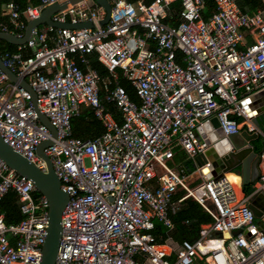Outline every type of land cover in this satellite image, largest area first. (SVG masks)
Returning a JSON list of instances; mask_svg holds the SVG:
<instances>
[{
    "label": "built area",
    "instance_id": "2783aa9c",
    "mask_svg": "<svg viewBox=\"0 0 264 264\" xmlns=\"http://www.w3.org/2000/svg\"><path fill=\"white\" fill-rule=\"evenodd\" d=\"M13 1L4 7L9 25L0 22V33L22 38L21 15L30 21L66 0H40L22 13ZM107 1L105 25L95 0L68 4L51 20L91 28L41 26L1 57L34 91L39 112L56 132L52 138L29 93L0 71L1 138L43 172L36 149L51 140L44 153L68 196L54 264H264V232L248 208L250 195L264 191V171L245 195L226 177L203 175L208 163H194L210 148L197 129L213 117L226 136L246 130L264 138L244 105L264 90V11L250 15L238 7L240 0H213L215 12L204 18V0ZM91 54L106 76L91 69ZM105 105L117 109L120 123ZM83 108L103 127L94 140L72 135L71 120ZM179 150L194 163L198 183L191 185L182 167L171 166ZM9 193L22 219L6 224L0 214V264H39L48 202L0 160V202ZM184 201L209 218L196 241L155 235V221L167 232L174 229Z\"/></svg>",
    "mask_w": 264,
    "mask_h": 264
},
{
    "label": "water",
    "instance_id": "95a60500",
    "mask_svg": "<svg viewBox=\"0 0 264 264\" xmlns=\"http://www.w3.org/2000/svg\"><path fill=\"white\" fill-rule=\"evenodd\" d=\"M15 1V0H14ZM83 0H66L59 4H53L44 8L40 15L27 22L22 38H16L12 34L0 33V40H3L11 45L22 46L31 37L32 32L41 27L48 26L56 29L79 30L83 28H91L90 23H81L77 25L67 23H57L51 20V17L64 10L66 6L74 5ZM106 13L105 18L101 21V25H105L109 20L111 6L107 0H95ZM0 71L6 75L11 83L19 85L30 95L32 107L39 121L49 130L52 138H56L55 129L51 126L48 119L42 115L36 102V94L29 85L21 79H18L1 61ZM253 102L257 114L252 119V124L261 129L259 118L264 116V91L253 95L250 98ZM198 133L206 138L209 150L204 154L196 157L194 163L198 167H202L207 163L211 165V175L213 180L222 178L225 174L235 173L240 175L241 187L249 186L255 183L259 176V162L261 155L264 153V141L261 142L260 151H255L253 142L258 139L257 134H249L246 131L232 135H224L220 129V125L215 117L209 122L204 123L202 127L197 129ZM52 145L51 140L42 141L37 149L36 154L46 164V171L39 170L34 164L16 153L9 147L0 136V160L16 174L30 180L39 194L43 195L48 202V227L47 234L42 246L41 260L39 264H54L58 252L59 240L61 237V214L68 202V196L60 189V182L55 175L49 158L45 155L44 150ZM210 168V167H209ZM263 195L252 194L248 200V208L252 212L257 221L258 231L264 229V207L259 202ZM250 233L246 234V237Z\"/></svg>",
    "mask_w": 264,
    "mask_h": 264
},
{
    "label": "trees",
    "instance_id": "16d2710c",
    "mask_svg": "<svg viewBox=\"0 0 264 264\" xmlns=\"http://www.w3.org/2000/svg\"><path fill=\"white\" fill-rule=\"evenodd\" d=\"M40 0H17L14 2V4L17 7V11L19 13H22L25 8L28 5H35L39 2ZM135 1V0H131ZM152 0H146L147 3H149ZM258 0H245L243 2V5L248 4L250 6H255L257 4ZM8 0H0V6L2 3H6ZM205 2V13L203 15L204 18H208L213 12H214V3L213 0H204ZM242 6V5H240ZM175 10H179L180 7L178 5L174 6ZM1 11H0V21H5L4 23H7L5 20V17L1 16ZM26 24V21H25ZM17 46L11 45L3 40H0V56L5 53H13L17 51ZM31 51L26 50L25 51V56H30ZM88 60L90 62V66L92 69L96 70L101 76L106 75V70L104 67L96 60V56L94 54H91L88 56ZM120 84L121 86L125 89V91L129 94V96L136 101V98L134 96V91L129 85V83L120 78ZM115 109V112L118 113L116 108L112 105H110ZM119 114V113H118ZM117 119V118H116ZM240 120V119H239ZM238 120V121H239ZM71 125H72V132L73 136L75 138H79L81 140H94L98 136H100L103 133V128L100 125V123L93 117L92 113L88 110L81 112L78 117L74 118L71 120ZM259 125H260V130L264 134V116L259 118ZM261 142H262V137L258 138L253 142L255 151H260L261 147ZM186 163L185 165L187 166ZM243 191L245 192L246 195H249L252 192V189L250 186H246L243 188ZM188 203H191L190 206H192V210H189L188 206L186 209H181L177 216L173 218L175 227L174 230L170 231L169 234L171 235V238H173L176 242L178 243H193L196 241L198 238V231L200 228V222L202 223H207L209 221L208 216L203 212V210L198 207L195 203L188 201ZM196 208L200 209L202 213V218L200 219L195 211ZM0 214L4 216V220L6 224H15L18 223L22 219V215L19 212L18 209V204H17V199L16 196L13 193L7 194L2 201L0 202ZM196 214V215H194ZM183 221H187L188 224H183ZM155 224V229H154V234L161 236L162 238L166 237V229L159 224L158 222H154Z\"/></svg>",
    "mask_w": 264,
    "mask_h": 264
},
{
    "label": "crops",
    "instance_id": "0c3cea01",
    "mask_svg": "<svg viewBox=\"0 0 264 264\" xmlns=\"http://www.w3.org/2000/svg\"><path fill=\"white\" fill-rule=\"evenodd\" d=\"M10 1H12V0H8V2H10ZM131 1V0H130ZM137 0H135V1H131L132 3H135ZM245 0H240V1H238V7L242 10V11H244V12H246L247 14H254V13H256L257 11H264V0H258L257 1V4L255 5V6H250V5H248V4H246V6H245V4L243 5V2H244ZM8 2H6V3H2L1 4V6H0V11L2 12L1 13V16L2 17H5V20L7 21V23H4L5 21H0V22H2V23H4V24H8L9 25V19H8V17L4 14V7H5V5L8 3ZM39 3V2H38ZM38 3L37 4H35V5H38ZM213 3H214V1H213ZM35 5H33V6H35ZM240 5H242V6H240ZM214 12H215V4H214ZM213 12V13H214ZM204 13H205V2H204V9H203V12H202V16L204 15ZM212 13V14H213ZM211 14V15H212ZM210 15V16H211ZM210 16H208V17H210ZM20 19H21V21L23 22V23H25V21H26V24H27V22H28V20L26 19V17L25 16H23V15H21V17H20ZM26 24H25V26H26ZM23 34H24V31H23ZM18 47V46H17ZM4 54V53H3ZM2 54V55H3ZM2 55L0 56V59H1V57H2ZM87 59H88V57H87ZM89 61V60H88ZM78 63V62H77ZM78 65L80 66V67H82V64H80V63H78ZM89 66H90V62H89ZM91 67V66H90ZM92 69V68H91ZM94 70V69H93ZM96 71V70H95ZM106 75H107V72H106ZM105 75V76H106ZM264 90H262V91H260V92H263ZM260 92H258V93H260ZM258 93H256V94H258ZM255 95V94H254ZM252 97V96H251ZM250 97V98H251ZM136 98V97H135ZM250 98L248 99V101L246 102V106L248 107V110H249V112H252L253 111V113H252V115L250 116L252 119L256 116V115H259V114H257V111H256V109H255V107H254V104H253V102H251V100H250ZM136 101H137V99H136ZM262 104L264 103V100H261L260 101ZM106 106V108L108 109V111L112 114V116H113V118L115 119V121H117L118 123H120L121 122V118H120V114H118L117 112H115V109H113V107H111L110 105H105ZM113 106V105H112ZM86 110H88V111H90L88 108H83L82 109V111L81 112H83V111H86ZM117 110V109H116ZM91 112V111H90ZM92 113V112H91ZM81 114V113H80ZM93 115V114H92ZM79 116V115H78ZM78 116H76V117H78ZM76 117H74V118H76ZM94 117V116H93ZM73 118V119H74ZM95 118V117H94ZM117 118V119H116ZM72 119V120H73ZM96 119V118H95ZM97 120V119H96ZM98 121V120H97ZM99 122V121H98ZM100 123V122H99ZM100 125H101V123H100ZM102 126V125H101ZM71 128H72V125H71ZM103 128V127H102ZM259 130V129H258ZM73 131V130H72ZM104 131V130H103ZM243 131H246V130H242L241 132H243ZM260 132H261V130H259ZM262 133V132H261ZM72 135H73V132H72ZM258 135V138L260 137H262L260 134H257ZM264 135V134H263ZM74 137V136H73ZM99 137V136H98ZM79 139V138H78ZM262 141H264V138L262 137ZM260 149H261V147H260ZM186 163H189V164H187V166L185 165ZM171 166H180V167H182L184 170H185V172L190 176V178H191V180H190V184L191 185H194L195 183H198L199 181H200V179H201V177L199 176V175H196L195 174V167H194V163L192 162V161H189V160H187L186 159V156L184 155V153L182 152V151H177V152H175V156H174V160L171 162ZM209 167L211 168V165H209ZM209 167H207V168H204L203 170H202V173H203V175H206L207 176V178H212L213 176L211 175L212 173H211V170L209 169ZM258 168H259V175L261 174V172H263L264 171V153H262V155H261V160H260V162H259V165H258ZM207 170V171H206ZM205 171L207 172V173H205ZM228 174H231V173H228ZM226 175L227 174H225L223 177H226ZM232 175H238V174H235V173H232ZM239 176V184H236L235 183V186H236V188L239 190V192L240 193H243V194H245V192L243 191V188L244 187H246V186H244V187H241V178H240V175H238ZM227 178V177H226ZM258 178H259V176L257 177V179H256V181H255V183H253L252 185H249L250 187H251V189L253 190V186L256 184V182L258 181ZM234 183V182H233ZM181 193V192H180ZM251 194V193H250ZM262 195H263V197H262V199L263 200H261L260 202H259V204H261L262 205V207H264V191L261 193ZM246 195V194H245ZM180 197V194L179 195H177L176 197ZM190 204L191 203H188V201H184L182 204H181V207H180V210L181 209H186L188 206H190ZM192 206H190L189 207V210L191 211L192 210ZM196 212H197V214H198V216L196 215V214H194V215H196L197 217H199L200 219L202 218V215L204 214V213H202V211L200 210V209H198V208H196V210H195ZM263 219V221H264V217L262 218ZM156 222V221H155ZM257 222V221H256ZM160 224V223H159ZM204 223L202 222H200V225H203ZM200 229V228H199ZM174 230V229H173ZM262 232H264V229H262ZM167 237H171V235L169 234V232H167V230H166V237L165 238H167ZM165 238H163V239H165ZM173 239V238H172ZM174 240V239H173ZM175 241V240H174ZM176 242V241H175ZM176 243H178V242H176Z\"/></svg>",
    "mask_w": 264,
    "mask_h": 264
},
{
    "label": "bare ground",
    "instance_id": "6f19581e",
    "mask_svg": "<svg viewBox=\"0 0 264 264\" xmlns=\"http://www.w3.org/2000/svg\"><path fill=\"white\" fill-rule=\"evenodd\" d=\"M244 105L246 106V102H245ZM246 111H247V113H248L249 116H251L252 113H253V111H252V112H249L247 106H246ZM209 169L211 170V168H209ZM206 171H207V170H206ZM206 171H205V173H207ZM226 177H227L230 181H232V182H234V183H236V184H239V183H238V182H239V176H238V175H232V173H231V174H227Z\"/></svg>",
    "mask_w": 264,
    "mask_h": 264
}]
</instances>
